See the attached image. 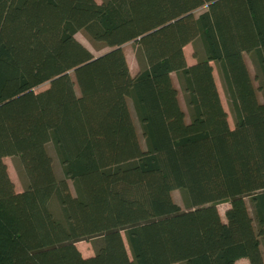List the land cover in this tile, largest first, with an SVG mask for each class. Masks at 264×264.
Returning <instances> with one entry per match:
<instances>
[{
    "label": "trees",
    "instance_id": "trees-1",
    "mask_svg": "<svg viewBox=\"0 0 264 264\" xmlns=\"http://www.w3.org/2000/svg\"><path fill=\"white\" fill-rule=\"evenodd\" d=\"M78 31L109 49L94 56ZM192 42L202 56L188 64ZM90 240L83 256L76 243ZM241 258L264 264V0H0V264Z\"/></svg>",
    "mask_w": 264,
    "mask_h": 264
},
{
    "label": "rangeland",
    "instance_id": "rangeland-1",
    "mask_svg": "<svg viewBox=\"0 0 264 264\" xmlns=\"http://www.w3.org/2000/svg\"><path fill=\"white\" fill-rule=\"evenodd\" d=\"M96 1L100 2L101 0H96ZM205 8H206L205 6L198 8L197 10H195V14L196 15L199 14L200 12L204 11ZM75 37L85 47H87L94 56H98V55L106 52L109 49V47H101V46L97 47L96 46L97 44L92 42L91 39H89L88 36H86L84 31H78L75 34ZM122 49H123V52L125 54L129 70L132 69L134 71L136 69L137 63L139 64V61L137 60L136 55H135V44L133 43V41L127 42V43L122 45ZM184 54H185V58L188 61L189 60L190 61H192V60L196 61L197 57H195V55H198L199 57L202 56L200 44L198 42L189 43L188 45H186L184 47ZM244 57H245L247 66L249 68L250 74L253 78L254 86L257 89V88H259V82L254 79L255 67L253 65V61L247 53L244 54ZM212 65H213V75L215 78V83H216V86L218 89V93H219V96L221 99V103L223 105V108L227 112L228 123L231 127H233L234 115H233V110L231 107V102L229 101V98L225 93V90H224V87H223V84H222V81H221V78H220L216 64L213 63ZM174 79H176L175 76H174ZM175 81H177V80H175ZM47 87H48V83H43V84L39 85L38 87H36L35 91L38 92V91L44 90ZM178 88L180 90V95H178L180 105H181L183 111L185 112V119L188 121L189 120L188 107L185 103V99H184V96L182 94L180 87H178ZM76 89H77V87H76ZM257 94H258V97L260 98V100H262L263 99V92L261 90L257 89ZM134 120H135L136 125L138 126V131L140 132L139 124H138L135 117H134ZM48 151L54 157V155H55L54 154V148H53L51 143L48 144ZM54 159H55V157H54ZM3 161L6 164L8 175L14 184L15 190L21 191L24 188V183H23V177H22V173H21V167L19 165L18 160L15 157L8 156V157H4ZM55 170H56V173L58 174V176H62L61 169H60V166H59L57 161L55 162ZM69 185L72 188V182L71 181H69ZM172 197H173L174 201L180 205L181 209H183V210L186 209V206L183 202V198H182L180 190H178V189L173 190L172 191ZM246 201L248 202L247 199H246ZM228 206H229V204L226 201L220 202L217 204L218 211H219V213L223 219H224V212ZM76 246L78 247V249L80 250L82 255H85V256H86V253L91 254L95 250V245L93 244L92 240H90V241H79L76 243ZM176 264H178V263H176ZM236 264H249V262L247 259H244V260L237 261Z\"/></svg>",
    "mask_w": 264,
    "mask_h": 264
},
{
    "label": "crops",
    "instance_id": "crops-1",
    "mask_svg": "<svg viewBox=\"0 0 264 264\" xmlns=\"http://www.w3.org/2000/svg\"><path fill=\"white\" fill-rule=\"evenodd\" d=\"M189 44V43H188ZM187 44V45H188ZM186 46V45H185ZM184 46V47H185ZM135 49H136V47H135ZM186 61H187V63L188 64H193V63H195L196 61H188L187 59H186ZM211 64H213V62H211ZM143 64L141 63V62H139V64L137 63V66H136V69L133 71L132 69H130V74L132 75V76H135V75H137L138 73H139V71H140V69L141 68H143ZM213 66V65H212ZM174 76H175V78L176 79H174ZM214 76V75H213ZM171 78H172V81H173V83H174V85L178 88L179 87V84H178V81H175V80H177V77H176V74L175 73H171ZM214 80H215V78H214ZM177 82V83H176ZM178 90H179V88H178ZM179 95H180V90H179ZM179 97V96H178ZM221 100V99H220ZM93 254V252L91 253V254H89V253H86V256H90V255H92ZM83 256H85V255H83ZM244 259H246V258H241V259H239V260H244ZM239 260H237V261H239ZM236 261V262H237ZM243 262V261H242Z\"/></svg>",
    "mask_w": 264,
    "mask_h": 264
}]
</instances>
